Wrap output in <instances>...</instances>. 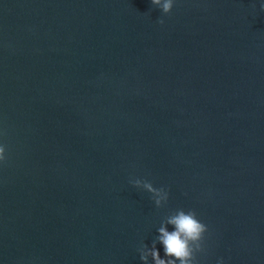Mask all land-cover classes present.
<instances>
[{
  "label": "water",
  "instance_id": "water-1",
  "mask_svg": "<svg viewBox=\"0 0 264 264\" xmlns=\"http://www.w3.org/2000/svg\"><path fill=\"white\" fill-rule=\"evenodd\" d=\"M261 3L0 0V264H142L177 209L264 264Z\"/></svg>",
  "mask_w": 264,
  "mask_h": 264
},
{
  "label": "clouds",
  "instance_id": "clouds-1",
  "mask_svg": "<svg viewBox=\"0 0 264 264\" xmlns=\"http://www.w3.org/2000/svg\"><path fill=\"white\" fill-rule=\"evenodd\" d=\"M151 4L157 6L163 14H168L173 7V0H151ZM260 9L264 11V3H261ZM157 22L164 23L162 19ZM5 160V146L0 145V162ZM130 183L135 188L150 193L157 207L168 200V191L163 187L155 188L151 182L139 178L130 180ZM168 225H171L172 230L168 229ZM206 231L207 226L197 218L195 211L186 212L183 209H177L161 222L151 247L141 244L138 249L139 258L142 264H147L149 257L152 264H177V262L178 264H195V254L203 251L202 245ZM157 244L162 246L164 258H161ZM217 264H223V260H218Z\"/></svg>",
  "mask_w": 264,
  "mask_h": 264
}]
</instances>
